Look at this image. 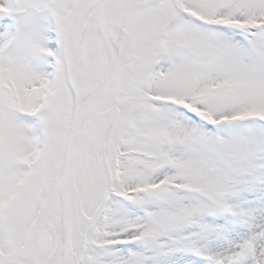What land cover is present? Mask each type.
<instances>
[{"label":"snow or ice","instance_id":"obj_1","mask_svg":"<svg viewBox=\"0 0 264 264\" xmlns=\"http://www.w3.org/2000/svg\"><path fill=\"white\" fill-rule=\"evenodd\" d=\"M0 264H264V0H0Z\"/></svg>","mask_w":264,"mask_h":264}]
</instances>
